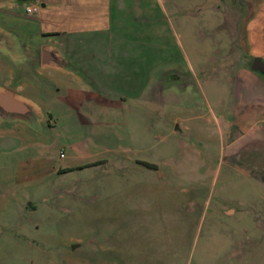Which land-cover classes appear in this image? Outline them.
Returning <instances> with one entry per match:
<instances>
[{
    "label": "rangeland",
    "instance_id": "374dc122",
    "mask_svg": "<svg viewBox=\"0 0 264 264\" xmlns=\"http://www.w3.org/2000/svg\"><path fill=\"white\" fill-rule=\"evenodd\" d=\"M110 16L100 67L94 37L59 38L88 76L23 62L25 38L51 41L32 23L0 48V87L25 82L41 112L0 117V264H264V0H112ZM67 84L90 94L78 110Z\"/></svg>",
    "mask_w": 264,
    "mask_h": 264
},
{
    "label": "crops",
    "instance_id": "0c3cea01",
    "mask_svg": "<svg viewBox=\"0 0 264 264\" xmlns=\"http://www.w3.org/2000/svg\"><path fill=\"white\" fill-rule=\"evenodd\" d=\"M15 1L28 2L30 5H34L37 12L34 16H28L24 20L12 11ZM112 8V0H5L0 3V12L6 9L10 12L7 13V17H11L9 20L5 18L0 20V32L7 37H31L30 34L23 33L16 34L17 27H23V24L32 23L38 28V37H51V41L40 43L38 46L29 44L28 39L25 38L27 44L21 46L24 53L23 58H30V60H23L26 63L36 62L39 65L40 70H52L54 73L69 76L74 72L80 74H86L88 76L92 73L91 69H79L75 62L72 60L74 57L71 53V45L67 41L59 40L60 37H69L68 35H76L79 37H94L92 39V46H86L85 57L93 59L95 61L94 68L100 67V62L96 59L100 58V52L95 49L97 45L93 42L100 41V33L104 28L108 27L112 22L110 21V10ZM27 9H30L29 6ZM26 9V10H27ZM34 9V8H33ZM28 14H31L34 10ZM26 13V14H27ZM2 14V13H1ZM21 22V23H20ZM25 29V28H24ZM18 31V30H17ZM53 37H58V40H52ZM81 42L84 40L81 38ZM90 48V49H89ZM83 53V52H82ZM70 55V56H69ZM84 57V56H83ZM33 58H37L35 61ZM82 58V56H81ZM65 76V77H66ZM67 78V77H66ZM25 82L17 83L15 87L9 86L0 87V91L8 90L12 92V100L15 102L23 103L30 113L35 118L39 115L40 109L35 101L31 98L23 95L25 88ZM64 91V96H59L63 99V102L70 108L76 110L83 105V99H89L90 94L81 92L76 87L71 85L64 86L63 89L58 88L57 92ZM85 93V94H84ZM16 120L24 121L19 118ZM181 130V128H180ZM138 264H144L143 261Z\"/></svg>",
    "mask_w": 264,
    "mask_h": 264
},
{
    "label": "water",
    "instance_id": "95a60500",
    "mask_svg": "<svg viewBox=\"0 0 264 264\" xmlns=\"http://www.w3.org/2000/svg\"><path fill=\"white\" fill-rule=\"evenodd\" d=\"M4 1L5 0H0V3ZM9 38L10 37H7L5 34L0 32V48L5 52L14 53ZM250 69L251 71L264 76V61L259 57L253 58ZM12 97V92L8 90L0 91V117H11L12 120L19 118L24 119V121L32 120L33 116L30 115L28 108L23 103L13 101Z\"/></svg>",
    "mask_w": 264,
    "mask_h": 264
},
{
    "label": "built area",
    "instance_id": "2783aa9c",
    "mask_svg": "<svg viewBox=\"0 0 264 264\" xmlns=\"http://www.w3.org/2000/svg\"><path fill=\"white\" fill-rule=\"evenodd\" d=\"M32 11V9H27V12L30 13Z\"/></svg>",
    "mask_w": 264,
    "mask_h": 264
}]
</instances>
